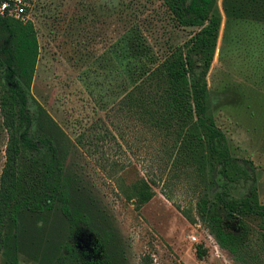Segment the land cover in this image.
<instances>
[{"label": "rangeland", "instance_id": "1", "mask_svg": "<svg viewBox=\"0 0 264 264\" xmlns=\"http://www.w3.org/2000/svg\"><path fill=\"white\" fill-rule=\"evenodd\" d=\"M28 1L38 45L28 88V134L51 140L70 204H81L93 215L96 233L110 236L109 264H235L195 212L207 190L209 196L219 190L220 177L205 173V189L197 187L192 177L170 169L168 140L115 110L119 99L197 28L176 25L159 0ZM222 3L213 0L211 8L219 26L205 75L207 114L230 157L250 162L257 204L264 206V22L227 17ZM96 134L105 141L94 147L90 139ZM4 143L0 131V169ZM31 155L25 153L23 161L45 159L46 148ZM138 179L154 193L139 209L124 196ZM248 184L239 181L230 197L241 198ZM59 206L54 202L49 210L21 216L17 264H56L54 249L65 239ZM96 210L106 216L105 225L97 222ZM247 223L256 230L255 220ZM72 243L87 263L99 261L103 249L90 230L75 232ZM197 245L206 251L200 260ZM0 264H7L1 255Z\"/></svg>", "mask_w": 264, "mask_h": 264}, {"label": "trees", "instance_id": "2", "mask_svg": "<svg viewBox=\"0 0 264 264\" xmlns=\"http://www.w3.org/2000/svg\"><path fill=\"white\" fill-rule=\"evenodd\" d=\"M159 1L176 25L197 30L144 74L119 99L115 110L128 113L168 140L170 169L192 177L197 187L205 189V173L220 177L219 190L210 196L207 190L195 204L197 216L204 221L216 245L227 251L235 264H264V206L257 204L250 162L230 157L225 138L206 109L205 75L219 26V17L211 12L213 0ZM222 9L227 17L264 22V0H223ZM37 56L32 22L21 24L0 17V131L5 134L0 169V255L7 264H17L21 216L49 210L58 202L65 239L54 249L55 263L109 264L105 248L111 243L110 236L106 232L96 233L91 227L93 215L83 211L81 204H70L51 140H34L28 134L31 120L27 111L28 88ZM92 140L94 147L105 141L99 134L93 135ZM81 141L79 137L80 146ZM42 147L46 148L45 159L23 161L25 153H39ZM246 180H249L246 194L239 199L231 198L234 186ZM153 194L149 183L138 179L129 185L124 196L139 209ZM95 213L97 222L105 225L106 216L97 210ZM180 214L188 223H194L186 211L181 210ZM248 219L257 222L256 230L250 228ZM82 228L90 230L97 246L103 249L99 261L87 263L74 247L72 237ZM96 228L103 231L98 225ZM194 249L195 257L202 259L205 249L199 245Z\"/></svg>", "mask_w": 264, "mask_h": 264}, {"label": "built area", "instance_id": "3", "mask_svg": "<svg viewBox=\"0 0 264 264\" xmlns=\"http://www.w3.org/2000/svg\"><path fill=\"white\" fill-rule=\"evenodd\" d=\"M0 17L15 20L21 24L31 22L28 0H0ZM190 240L195 242V237Z\"/></svg>", "mask_w": 264, "mask_h": 264}]
</instances>
